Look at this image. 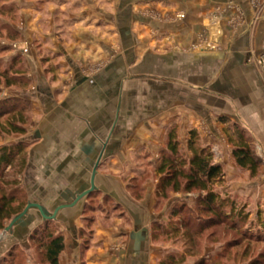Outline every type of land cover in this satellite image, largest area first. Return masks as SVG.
Here are the masks:
<instances>
[{"label":"crops","instance_id":"1","mask_svg":"<svg viewBox=\"0 0 264 264\" xmlns=\"http://www.w3.org/2000/svg\"><path fill=\"white\" fill-rule=\"evenodd\" d=\"M263 50L264 0H31L32 201L53 214L88 192L51 221L61 264H158L156 184L135 197V167L160 159L171 128L217 163L233 124L264 149V77L248 59Z\"/></svg>","mask_w":264,"mask_h":264},{"label":"rangeland","instance_id":"2","mask_svg":"<svg viewBox=\"0 0 264 264\" xmlns=\"http://www.w3.org/2000/svg\"><path fill=\"white\" fill-rule=\"evenodd\" d=\"M212 28L218 34L217 27ZM40 53L42 55L43 51ZM4 70H7V75L0 76V109L15 105L11 112L0 117V154L5 148L13 151V157H10L12 164L0 167V235L16 214L5 216L21 210L35 198L31 195L28 173L31 121L34 118L31 110V0H0V74ZM7 80L11 83L6 84ZM16 126H24L25 132L14 131ZM253 145L257 154L264 159V149L255 141ZM12 147H15L14 150ZM19 149L23 151L19 153ZM229 149H226L228 159H221L223 161L220 162L225 170L224 179L217 181L214 188L223 196L236 200L248 214V222L253 223L238 225V228L230 223L208 224L202 232H197L199 227H179L173 221L172 210L183 201L193 206L198 193L171 192L168 199H157V214L160 215L152 226L154 231L155 224L159 225L152 237L161 256L157 261L172 254L178 264H264V165L261 172L252 177L249 171L237 165ZM153 165L150 157L136 165L135 176H139V179L137 183L133 181L138 184L134 186L135 197L142 195L139 190L144 182L152 180L156 184L158 176ZM14 184H19V190L15 189ZM3 195L5 199H2ZM98 203L100 200L97 206ZM102 215L99 212L94 217L101 218ZM43 220L38 209L33 207L5 232L0 241V264H49L41 243L47 235L43 225L40 227L42 230L37 232L43 238H33L36 226ZM52 224L60 230L56 222ZM88 228L89 231L83 235V248L93 236L91 224Z\"/></svg>","mask_w":264,"mask_h":264},{"label":"trees","instance_id":"3","mask_svg":"<svg viewBox=\"0 0 264 264\" xmlns=\"http://www.w3.org/2000/svg\"><path fill=\"white\" fill-rule=\"evenodd\" d=\"M6 72L7 70H4L0 76L6 77ZM10 83L9 80L6 81V84ZM4 103L8 104L7 102ZM14 105L12 104L11 108L5 107L0 109V117L4 113L11 112ZM14 131L23 133L25 132V127L16 126ZM227 135L229 143L232 145V153L237 165L249 171L252 177L257 176L261 172L264 162L257 154L252 139L237 124H233L228 128ZM22 151L23 149L18 150L19 153ZM12 154L11 148L3 149L0 154V167L12 164V159L10 158L13 157ZM153 166L158 176L156 180V194L159 200L168 199L171 192L198 193L193 206L183 201L172 210L171 216L177 226L187 227V229L199 227V231L197 232H202L208 224L230 223L233 227L238 228V225L253 223L248 222V214L241 205L237 204L236 200L227 195L223 196L214 188L217 181L224 179L225 170L221 163H217L214 160V153L211 148L201 143L197 132H192L187 148H181L176 129L171 128L168 134L166 149L162 152L160 159L154 162ZM138 177L135 176L132 179L133 186L138 185L133 182L136 181L137 183ZM18 185L14 184L17 190H19ZM143 192L142 186L139 193L143 194ZM2 199H5L4 195ZM91 206L89 204L86 210ZM23 208L21 210L17 209L14 213L11 212L10 215L7 214L5 218L19 214ZM178 214L179 216H177ZM84 219L86 226L81 229L82 235H85L89 231L88 225L95 220V217L94 215H85ZM52 225V222L43 225V230H45L47 235H45L46 239L41 241V243L47 262L49 264H60V256L65 249V237L60 230ZM257 225L260 224L257 223ZM155 228L154 231L157 232L159 225L155 224ZM41 230L39 228L35 231L36 234H33L34 239L39 238L41 240L43 238L37 234ZM158 264H178V262L175 255L171 254L160 259Z\"/></svg>","mask_w":264,"mask_h":264},{"label":"water","instance_id":"4","mask_svg":"<svg viewBox=\"0 0 264 264\" xmlns=\"http://www.w3.org/2000/svg\"><path fill=\"white\" fill-rule=\"evenodd\" d=\"M86 193H88V192H85L84 194L79 195V196L76 198V200H75L73 203H71V204H65V205H61V206H59L58 208H56V210H55V211L53 212V214H51V215H49V214L46 213V211H45V209H44V207H43L42 204H40V203H38V202H33V201L30 202V203L27 205V207L24 209L23 212H21L20 214H18L17 216H15V217L12 219L11 223L9 224V226H7V228L4 230V232L0 235V241L3 239L5 232H6L7 230L11 229V228L15 225L16 222H18L19 220H21V219H22V218L28 213V211H29L30 208H33V207L37 208V209L41 212V214L44 216V218H46V219H55V217H56L57 212L59 211V209L64 208V207H67V206L74 205V204H75L79 199H81V197H83Z\"/></svg>","mask_w":264,"mask_h":264},{"label":"built area","instance_id":"5","mask_svg":"<svg viewBox=\"0 0 264 264\" xmlns=\"http://www.w3.org/2000/svg\"><path fill=\"white\" fill-rule=\"evenodd\" d=\"M248 59L253 61L259 67L264 77V50L259 53L251 52Z\"/></svg>","mask_w":264,"mask_h":264},{"label":"flooded vegetation","instance_id":"6","mask_svg":"<svg viewBox=\"0 0 264 264\" xmlns=\"http://www.w3.org/2000/svg\"><path fill=\"white\" fill-rule=\"evenodd\" d=\"M30 202H28L26 205H25V207L23 208V210L21 211V212H23L24 211V209L27 207V205L29 204ZM32 208H30L29 209V211L31 210ZM28 211V212H29ZM39 211V210H38ZM20 212V213H21ZM19 213V214H20ZM39 214H40V216H42V218L44 219L42 222H40L37 226H36V228H35V231L38 229V228H40L42 225H45V224H47V223H49V222H51L53 219H46V218H44V216L41 214V212L39 211ZM18 215V214H17ZM16 215V216H17ZM27 215V214H26ZM25 215V216H26ZM49 215H51V214H49Z\"/></svg>","mask_w":264,"mask_h":264},{"label":"bare ground","instance_id":"7","mask_svg":"<svg viewBox=\"0 0 264 264\" xmlns=\"http://www.w3.org/2000/svg\"><path fill=\"white\" fill-rule=\"evenodd\" d=\"M213 29V32L215 33L216 32V29L215 28H212Z\"/></svg>","mask_w":264,"mask_h":264}]
</instances>
